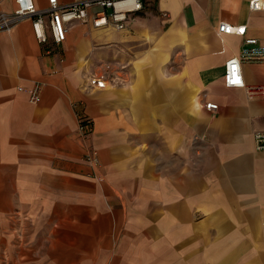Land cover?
I'll list each match as a JSON object with an SVG mask.
<instances>
[{
	"label": "crops",
	"instance_id": "0c3cea01",
	"mask_svg": "<svg viewBox=\"0 0 264 264\" xmlns=\"http://www.w3.org/2000/svg\"><path fill=\"white\" fill-rule=\"evenodd\" d=\"M250 1L142 0L124 31L75 24L57 46L29 21L0 32V264H264V64L223 85L243 40L264 47Z\"/></svg>",
	"mask_w": 264,
	"mask_h": 264
},
{
	"label": "built area",
	"instance_id": "2783aa9c",
	"mask_svg": "<svg viewBox=\"0 0 264 264\" xmlns=\"http://www.w3.org/2000/svg\"><path fill=\"white\" fill-rule=\"evenodd\" d=\"M249 9L251 12H263L264 0H251ZM142 10V0H82L70 4H60L58 0H45L42 7L37 6L35 0H15L13 13L0 14V32L10 31L19 23L29 21L33 36L39 45L44 46L51 41L57 46L66 41L67 34L75 24L90 25L94 30L110 28L124 31ZM218 34L243 38L245 27L221 24L218 27ZM244 63L264 64V47L256 39L243 40L239 55L225 63L223 85L226 88H244L241 68ZM105 82L106 77L103 75L87 79L90 89H103ZM25 92L31 104L39 103L38 86L35 85ZM204 107L208 111L217 110V106L212 103H206ZM77 131L80 139L87 141L93 131L92 120L86 116H78ZM253 142L255 151H264V132L254 133ZM84 159L87 164L100 167L98 152L95 149L88 148ZM97 180L102 181L101 178Z\"/></svg>",
	"mask_w": 264,
	"mask_h": 264
}]
</instances>
